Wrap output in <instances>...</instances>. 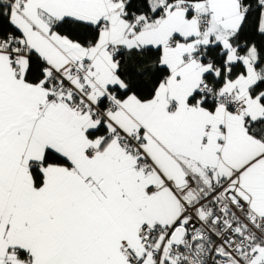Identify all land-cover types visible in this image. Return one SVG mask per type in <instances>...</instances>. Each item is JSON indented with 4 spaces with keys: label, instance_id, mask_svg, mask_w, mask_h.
I'll use <instances>...</instances> for the list:
<instances>
[{
    "label": "snow or ice",
    "instance_id": "snow-or-ice-1",
    "mask_svg": "<svg viewBox=\"0 0 264 264\" xmlns=\"http://www.w3.org/2000/svg\"><path fill=\"white\" fill-rule=\"evenodd\" d=\"M0 264H264V0H0Z\"/></svg>",
    "mask_w": 264,
    "mask_h": 264
}]
</instances>
